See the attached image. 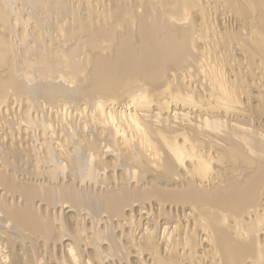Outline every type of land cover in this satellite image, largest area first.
<instances>
[{"label": "bare ground", "instance_id": "obj_1", "mask_svg": "<svg viewBox=\"0 0 264 264\" xmlns=\"http://www.w3.org/2000/svg\"><path fill=\"white\" fill-rule=\"evenodd\" d=\"M0 264H264V0H0Z\"/></svg>", "mask_w": 264, "mask_h": 264}]
</instances>
